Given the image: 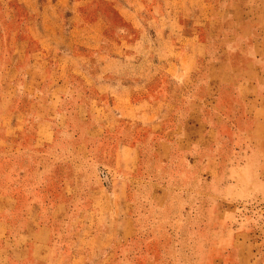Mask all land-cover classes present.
Listing matches in <instances>:
<instances>
[{"label": "rangeland", "instance_id": "1", "mask_svg": "<svg viewBox=\"0 0 264 264\" xmlns=\"http://www.w3.org/2000/svg\"><path fill=\"white\" fill-rule=\"evenodd\" d=\"M78 1L84 23L101 36L124 28L106 1ZM55 55L31 75L22 72L25 58L6 56L0 75V191L11 190L22 210L31 194L53 209L43 220L49 251L42 264H264V134L253 136L251 112L238 117L226 97L210 92L196 101L206 95L204 61L192 93L198 103L180 98L159 122L129 125L74 107L93 97L82 85L62 106H46ZM44 118L47 141L30 124ZM18 170L29 172L25 188L13 184Z\"/></svg>", "mask_w": 264, "mask_h": 264}, {"label": "crops", "instance_id": "2", "mask_svg": "<svg viewBox=\"0 0 264 264\" xmlns=\"http://www.w3.org/2000/svg\"><path fill=\"white\" fill-rule=\"evenodd\" d=\"M102 1L124 25L106 36L84 23L78 0H0V75L6 56L25 58L22 72L31 75L48 69V57L55 53L57 71L45 88L46 106L57 101L62 106L65 94H77L82 85L93 97L78 99L74 107L100 109L108 124L132 125L159 122L180 98L187 105L203 104L211 92L226 97L227 108L238 117L251 112L249 132L264 134V0ZM66 19L70 24L64 26ZM6 28L14 30L5 38ZM200 60L206 95L196 100ZM95 118L90 117L92 125L99 122ZM50 122L32 119L33 136L47 141ZM16 173L14 186L25 188L29 172ZM10 192L0 191V264L45 263L49 247L43 220L53 209L31 194L22 210L21 199Z\"/></svg>", "mask_w": 264, "mask_h": 264}]
</instances>
